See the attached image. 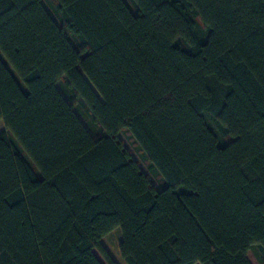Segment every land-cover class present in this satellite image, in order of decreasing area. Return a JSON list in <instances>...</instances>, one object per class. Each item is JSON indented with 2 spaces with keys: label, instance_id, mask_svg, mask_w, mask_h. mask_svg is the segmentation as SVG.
<instances>
[{
  "label": "trees",
  "instance_id": "obj_1",
  "mask_svg": "<svg viewBox=\"0 0 264 264\" xmlns=\"http://www.w3.org/2000/svg\"><path fill=\"white\" fill-rule=\"evenodd\" d=\"M0 122V264H264V0H0Z\"/></svg>",
  "mask_w": 264,
  "mask_h": 264
},
{
  "label": "rangeland",
  "instance_id": "obj_2",
  "mask_svg": "<svg viewBox=\"0 0 264 264\" xmlns=\"http://www.w3.org/2000/svg\"><path fill=\"white\" fill-rule=\"evenodd\" d=\"M58 88L60 89V91H62V88L59 84H58ZM77 114L80 117L83 124L85 125V127L89 130L90 134L93 137H95V134H94L93 130L89 127L87 121L81 116L80 113H77ZM3 130H4V127H3L2 123L0 122V133ZM117 137H118V140L122 143L123 147L126 149V151L131 155L132 159L139 165L143 174L149 178L152 186L155 189H159L160 183L149 174V172L146 168V163L143 162L142 159L140 158L139 152L137 151V149L133 143V140L130 138V136L126 133H120V134H118ZM107 240L110 243V245L115 249V251H118L119 245L121 242L120 230L115 229L113 232H111L107 236ZM94 254L97 257V259L101 262V264H105L96 251H94ZM247 257H248V260L250 261L251 264H261L260 261L256 257V248L255 247L249 251Z\"/></svg>",
  "mask_w": 264,
  "mask_h": 264
}]
</instances>
